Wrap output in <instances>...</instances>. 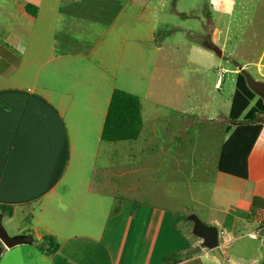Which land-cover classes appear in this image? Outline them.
<instances>
[{
	"label": "crops",
	"instance_id": "obj_1",
	"mask_svg": "<svg viewBox=\"0 0 264 264\" xmlns=\"http://www.w3.org/2000/svg\"><path fill=\"white\" fill-rule=\"evenodd\" d=\"M26 6L36 9L35 16ZM146 6L133 0H0V206L11 209L10 216L0 212V223L20 218L23 226L14 229L16 235L29 234L23 247L3 252L10 250L15 263L24 264L25 255L26 264H220L204 249L188 255L200 241H189L179 228L182 222L192 230L180 214L197 215L198 210L201 222L214 227L224 226L228 216L238 227L264 214V127L248 156L247 179L221 174L216 164L217 178L196 181L202 192L191 195L190 202L165 205L166 195L157 192L150 204L147 189L134 198L138 188L127 177L133 170L107 167L115 151L107 143L112 145L101 153L106 143L101 133L128 42L135 44L134 54L150 48L152 24L141 17ZM116 144L117 152L126 151L124 159L133 157V145ZM212 186L223 198L232 196L222 218L211 213L221 207L213 209L205 200L211 192L204 191ZM94 194L108 197L112 206L105 212L97 206V213L86 216ZM223 198L217 205L224 206ZM226 236L220 252L229 264H259L257 257L243 261L229 253L239 238ZM44 237L58 245L50 255L32 250ZM24 247H31L26 254L19 250ZM176 253L179 261L164 262Z\"/></svg>",
	"mask_w": 264,
	"mask_h": 264
},
{
	"label": "rangeland",
	"instance_id": "obj_2",
	"mask_svg": "<svg viewBox=\"0 0 264 264\" xmlns=\"http://www.w3.org/2000/svg\"><path fill=\"white\" fill-rule=\"evenodd\" d=\"M133 1L142 6L147 4L141 17L152 24L150 48L139 49L134 54L132 47L135 44L128 42V52L118 70L116 88L139 98L143 131L137 143H129L133 145L132 158L124 159L126 151H123L125 154L117 152L119 144L113 143L114 160L107 167L114 172L122 170V173L133 170V175L127 177L138 188L134 198H140L141 190L147 189L150 204L157 192L166 195L165 205L182 204L184 199L190 202L191 195L196 197L202 192L199 185L194 184L196 181L206 184L210 180L208 175L213 182L214 176L217 178L214 166L224 130L232 128L228 113L237 73H246L248 86L256 94V99L264 91V0ZM151 10L154 12L151 13ZM135 14L139 17L140 10H135ZM3 24L7 25L4 21ZM153 47L158 49V53ZM213 47L220 50V57L210 50ZM144 137L147 139L144 140ZM111 145L102 143L101 153L103 148ZM144 147L148 151H144ZM192 184L194 189L188 190ZM162 187L165 188L163 192ZM212 188L205 189L204 192H211V196L206 194L205 200L211 202L213 209L221 207L218 214L216 210L211 213L222 218L220 213L228 209L226 205L231 203L232 196L223 198L220 189L215 191ZM222 198L224 206L217 205L216 201ZM91 202H94L95 208L88 209L86 216L97 213V206L103 212L112 206L110 199L100 194H94ZM113 206L118 207L117 201ZM196 211L198 216L194 215L200 221L204 219V215ZM260 214L238 227L232 225L231 216H228L224 226H217L224 234L219 248L227 239V234L234 235L239 239L230 244L229 253L243 261L257 257L262 264L264 214ZM180 215L182 220L188 217ZM22 223L20 218L10 224L5 219L0 226L10 238L21 236L27 242V232L16 235L14 231L16 227L21 228ZM179 228L186 233L189 241L196 239L191 234V225L185 229L180 222ZM248 234L255 237L250 239ZM39 243L36 241L35 244L38 246ZM30 248L19 250L26 254ZM239 250L245 252L244 256L238 254ZM22 256L26 264L25 255ZM15 258L8 250L1 255L0 264L19 263H15Z\"/></svg>",
	"mask_w": 264,
	"mask_h": 264
},
{
	"label": "trees",
	"instance_id": "obj_3",
	"mask_svg": "<svg viewBox=\"0 0 264 264\" xmlns=\"http://www.w3.org/2000/svg\"><path fill=\"white\" fill-rule=\"evenodd\" d=\"M31 8L33 12H30ZM25 10L31 16L36 14L34 7L26 6ZM248 83L244 71L237 73L228 113V121L232 124V128L228 129L229 136L221 147L216 166L217 172L241 180H246L248 177V156L264 127V91L261 97L256 99V94ZM253 101L254 104L251 105ZM141 131L139 98L115 89L110 98L101 140L106 143H130L139 138ZM0 212L11 215V209L6 206H0ZM33 245L45 255H50L58 249V245L50 237L42 238L38 246ZM44 246L47 248L45 249ZM180 257L181 254H171L164 259V262L167 263L170 259L179 261Z\"/></svg>",
	"mask_w": 264,
	"mask_h": 264
},
{
	"label": "water",
	"instance_id": "obj_4",
	"mask_svg": "<svg viewBox=\"0 0 264 264\" xmlns=\"http://www.w3.org/2000/svg\"><path fill=\"white\" fill-rule=\"evenodd\" d=\"M215 54L220 57L221 52L216 47L212 49ZM187 221L192 223L191 234L200 241V244L192 249L188 255L194 256L200 253L201 249L211 252L212 255L220 264H229L223 257L219 249L221 230L214 226H207L202 223L197 216L190 215L187 217ZM21 236H14L10 238L5 230L0 226V257L5 249H11L20 244H25V241L20 238ZM264 264V262L262 263Z\"/></svg>",
	"mask_w": 264,
	"mask_h": 264
},
{
	"label": "built area",
	"instance_id": "obj_5",
	"mask_svg": "<svg viewBox=\"0 0 264 264\" xmlns=\"http://www.w3.org/2000/svg\"><path fill=\"white\" fill-rule=\"evenodd\" d=\"M249 236H250V237L252 236V238H254V237H255V235H250V234H249Z\"/></svg>",
	"mask_w": 264,
	"mask_h": 264
},
{
	"label": "clouds",
	"instance_id": "obj_6",
	"mask_svg": "<svg viewBox=\"0 0 264 264\" xmlns=\"http://www.w3.org/2000/svg\"><path fill=\"white\" fill-rule=\"evenodd\" d=\"M221 232H222V235H224L222 230H221Z\"/></svg>",
	"mask_w": 264,
	"mask_h": 264
},
{
	"label": "flooded vegetation",
	"instance_id": "obj_7",
	"mask_svg": "<svg viewBox=\"0 0 264 264\" xmlns=\"http://www.w3.org/2000/svg\"><path fill=\"white\" fill-rule=\"evenodd\" d=\"M222 236V233H221V235H220V237ZM220 249V248H219Z\"/></svg>",
	"mask_w": 264,
	"mask_h": 264
}]
</instances>
